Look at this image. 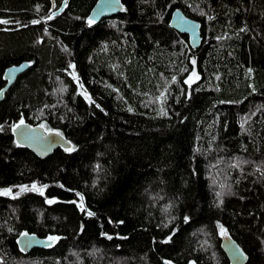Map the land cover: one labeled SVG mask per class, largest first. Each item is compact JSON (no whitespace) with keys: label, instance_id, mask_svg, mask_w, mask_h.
Listing matches in <instances>:
<instances>
[{"label":"trees","instance_id":"trees-1","mask_svg":"<svg viewBox=\"0 0 264 264\" xmlns=\"http://www.w3.org/2000/svg\"><path fill=\"white\" fill-rule=\"evenodd\" d=\"M120 1L0 0V87L28 63L0 100V264H229L223 232L264 264V1ZM21 119L71 150L16 145Z\"/></svg>","mask_w":264,"mask_h":264},{"label":"water","instance_id":"water-1","mask_svg":"<svg viewBox=\"0 0 264 264\" xmlns=\"http://www.w3.org/2000/svg\"><path fill=\"white\" fill-rule=\"evenodd\" d=\"M121 8L122 3L120 0H95L85 21L98 22L103 18L117 14ZM168 26L180 34H185L187 43L191 48L194 49L199 46L201 41L199 22L185 16L180 9L175 8L171 11ZM27 67L28 63L22 61L11 64L3 70L2 79L4 84L0 87V100L3 98L6 89ZM57 133L55 130H46L39 124H30L22 119L10 127V134L15 144L29 150L38 158L47 157L56 148L70 149L69 140L60 133L57 135ZM51 243L52 241L47 238L26 232L19 234L16 238V245L23 253H27L33 248H44ZM219 247L229 264H244L246 262L247 254L226 232L219 236Z\"/></svg>","mask_w":264,"mask_h":264},{"label":"snow or ice","instance_id":"snow-or-ice-1","mask_svg":"<svg viewBox=\"0 0 264 264\" xmlns=\"http://www.w3.org/2000/svg\"><path fill=\"white\" fill-rule=\"evenodd\" d=\"M33 23H35V21H33ZM193 75H195V73H193ZM188 81H186V83H187ZM57 135H59V133H57ZM69 150H71V149H69ZM33 188H35V185L33 186ZM41 192H42V189L40 190ZM0 194H8L7 193V191L6 192H4V193H0ZM50 203H51V201H49ZM81 207H82V205H81ZM26 235V234H25ZM57 238L56 237H49V241H55Z\"/></svg>","mask_w":264,"mask_h":264}]
</instances>
